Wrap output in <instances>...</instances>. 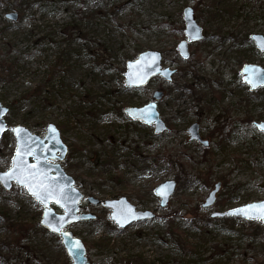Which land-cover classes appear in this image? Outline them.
Listing matches in <instances>:
<instances>
[{"label":"rangeland","instance_id":"rangeland-1","mask_svg":"<svg viewBox=\"0 0 264 264\" xmlns=\"http://www.w3.org/2000/svg\"><path fill=\"white\" fill-rule=\"evenodd\" d=\"M185 8L203 31L188 59L176 51ZM252 34L264 36V0H25L20 9L0 0V103L8 109L0 173L11 166L13 127L42 136L53 124L68 147L62 168L84 199L125 197L156 215L121 230L109 209L83 200L81 212L96 219L66 230L91 264H264L262 223L209 217L264 201V133L256 127L264 87L250 92L240 74L246 64L264 68V53L240 44ZM148 50L177 69L173 83L155 77L126 89V62ZM159 89L167 130L154 135L124 109L144 106ZM192 122L208 147L189 141ZM167 180L176 191L161 208L153 190ZM216 183L214 205L203 208ZM41 214L24 187L0 186V264H70Z\"/></svg>","mask_w":264,"mask_h":264},{"label":"water","instance_id":"water-1","mask_svg":"<svg viewBox=\"0 0 264 264\" xmlns=\"http://www.w3.org/2000/svg\"><path fill=\"white\" fill-rule=\"evenodd\" d=\"M188 10H191L190 13L188 12ZM5 19L9 21H16L17 14H6ZM183 22L185 40L181 41L178 44L177 51L182 59H188V44L201 41L203 38V33L202 28L198 26V24L194 20L193 10L191 8H185L183 10ZM253 37H256L257 39L254 40ZM250 40L257 51H259L260 53H264V50H261V48L258 46V43L264 40V36L252 34L250 35ZM161 61V54L156 51L150 50L138 54L136 59H134L133 61H127L125 64V71L123 73L124 87L126 89L143 88L148 84L151 79L157 76L162 78L165 82H169L170 76L172 75V71H170L167 67L162 68ZM240 74L242 75L243 83H245L249 87L250 92L257 90L258 88L264 87V82H262L261 79L264 78V68H261L258 65L246 64L243 65V67L241 68ZM257 74H259V76H257ZM248 80L252 81L255 86H253V83L246 82ZM161 97L162 93L156 92L153 95L154 101L148 102L142 107H128L124 109V113L132 121H139L145 126H153V133L155 135H159L166 130V125L161 120L156 106V102L159 101ZM0 109L5 110L0 113V122H2L4 125V130L0 131L1 138V136L7 130V125L5 120H3V117L7 115L8 109L4 107L1 103ZM257 125H264V122L256 124V127ZM17 127L23 130L21 138L29 144L35 156V159L33 158V156L26 157L28 163L35 164L37 162V159L39 160L40 169L43 170V172L51 179L54 186H58L57 195L52 198H49L46 203L42 204L29 193L28 189L25 186L18 184L15 179L7 180V185H5V183H0V186L7 192L10 191L14 183L17 187H24L27 193L34 199V201L38 202L42 207V214L39 221L40 226L46 229L49 233L60 238L61 245L67 257L70 259V264H90L87 258V250L83 242L80 239L74 237L71 232L65 230L71 224L77 222L93 221L96 219V217L90 213H81L80 215H78L81 210L80 203L83 200V195L76 189L74 179L70 177L61 166V163L64 161L68 153V147L62 141L60 132L53 124H48L45 127V133L42 136L31 133L28 129L23 126H15L12 129ZM257 129L258 131L264 133V131H262L259 127H257ZM188 133L190 135L189 141L199 140L197 125L192 124L188 129ZM12 135L15 140V148L12 155L13 157L15 155L18 141L17 136L13 131ZM11 167L12 159L10 168ZM175 187L176 184L173 180H167L159 184L153 190V194L160 200L159 206L161 208L167 205L169 199L173 196L175 192ZM218 189L219 184L217 183L215 184L214 189L209 193L208 197L205 199L202 205L203 208H209L214 204L215 195L218 192ZM57 199H60V203H57ZM85 201L89 205H102L104 208L109 209V217L111 221L113 222L116 228L121 230L125 229L133 223L150 220L154 217V215L148 210L137 211L135 207L126 200L125 197H120L116 200H106L104 202H100L99 200L93 197H87ZM261 203H264V201L254 202L250 204ZM52 205L58 206L62 212L56 213L52 208ZM246 205L233 208L221 213L214 212L210 215V218H242L246 221L258 222L264 225V220L249 219L246 218L244 215L239 214H228L232 210L242 209ZM129 209L134 214L135 218H133L132 215H129L127 217V220L125 221V215L127 214ZM46 212L48 213L47 216L45 215ZM61 217L63 219H60ZM53 228H58L60 230L53 231ZM76 242H79L80 246L78 251H74Z\"/></svg>","mask_w":264,"mask_h":264},{"label":"snow or ice","instance_id":"snow-or-ice-1","mask_svg":"<svg viewBox=\"0 0 264 264\" xmlns=\"http://www.w3.org/2000/svg\"><path fill=\"white\" fill-rule=\"evenodd\" d=\"M191 10H188L190 13ZM253 39H257L253 37ZM258 46L261 50H264V40L258 43ZM259 76V74H257ZM262 82H264V78H261ZM246 82L253 83L248 80ZM253 86L255 84L253 83ZM5 111L4 109H0V113ZM262 131H264V125H257ZM4 130V125L0 122V131ZM12 131L17 136V148L15 151V155L12 157V167L0 174V183H5L7 185V180L15 179L18 184L25 186L29 193L40 203H46L49 198H52L57 195L58 186H54L51 179L43 172V170L39 167V160L35 164H29L26 157L33 156L35 159L32 148L29 144L21 138L22 129L19 127L12 129ZM57 203H60V199H57ZM46 212V216H47ZM229 215H244L249 219H260L264 220V203L261 204H250L246 205L242 209H234ZM134 214L129 209L127 214L125 215V221L127 217ZM60 219H63L62 217ZM122 226V225H121ZM51 227V225H50ZM53 231H59L58 228H53ZM79 242H76L74 251L79 250Z\"/></svg>","mask_w":264,"mask_h":264},{"label":"flooded vegetation","instance_id":"flooded-vegetation-1","mask_svg":"<svg viewBox=\"0 0 264 264\" xmlns=\"http://www.w3.org/2000/svg\"><path fill=\"white\" fill-rule=\"evenodd\" d=\"M203 39V38H202ZM178 46V45H177ZM177 46H176V51H177ZM189 51V50H188ZM177 53H178V51H177ZM179 54V53H178ZM190 56V55H189ZM170 71H172V75L170 76V80H169V82H166L167 83V85H171L172 83H173V78H174V76H175V74H176V71H177V69L176 68H174V67H172V68H169V67H167ZM154 79V78H153ZM247 86V85H246ZM248 87V86H247ZM248 90H249V87H248ZM156 92H161L162 93V97H161V99L159 100V101H161L164 97H165V90H162V89H159V90H155L153 93H152V96H151V99L148 101V102H151V101H154L153 100V95H154V93H156ZM222 99H226V98H222ZM217 100V99H216ZM159 101H157L156 102V106H157V111H158V103H159ZM147 102V103H148ZM159 113V112H158ZM159 116H160V114H159ZM161 118V117H160ZM164 122V121H163ZM164 124L166 125V122H164ZM192 124H195V125H197V128H198V139L199 140H195V142L197 143V144H199V145H202L203 147H208V145H209V140L208 139H206V140H203L202 139V137H201V134H200V125L198 124V123H196V122H192V123H189V125H188V127H187V129H186V133H187V135H188V137H190V135H189V133H188V129H189V127L192 125ZM150 127H152L153 128V126H150ZM166 130H167V126H166ZM155 135V134H154ZM175 182V181H174ZM176 184V183H175ZM217 184V183H216ZM219 184V189H218V192H219V190H220V188H221V185H220V183H218ZM214 188V187H213ZM175 190H176V187H175ZM211 191V190H210ZM210 191H209V193H210ZM217 192V193H218ZM208 193V194H209ZM217 193H216V195H217ZM160 201V200H159ZM215 201H216V197H215ZM169 202V201H168ZM86 204H88L87 202H85ZM215 203V202H214ZM168 204V203H167ZM89 205V204H88ZM214 205V204H213ZM212 205V206H213ZM80 206H81V211H82V202L80 203ZM138 211H140V210H138ZM145 211V210H144ZM149 211V210H148ZM153 215H154V217L152 218V219H154L155 218V212H152V211H150ZM221 212H223V211H221ZM221 212H218V213H221ZM214 213V212H213ZM151 220V219H150ZM147 221V220H146ZM142 222H144V221H142ZM137 223V222H136Z\"/></svg>","mask_w":264,"mask_h":264},{"label":"trees","instance_id":"trees-1","mask_svg":"<svg viewBox=\"0 0 264 264\" xmlns=\"http://www.w3.org/2000/svg\"><path fill=\"white\" fill-rule=\"evenodd\" d=\"M13 3L18 6V8L20 9L21 7H23L25 0H12ZM235 39V38H234ZM242 42H249L250 43V36L249 35H245L243 41L240 40V44H242ZM251 51L254 52V48L250 45ZM229 219H221L219 221H227Z\"/></svg>","mask_w":264,"mask_h":264}]
</instances>
